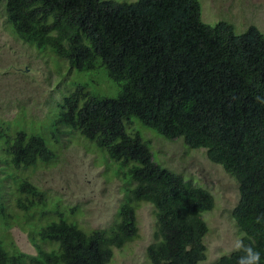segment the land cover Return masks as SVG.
Masks as SVG:
<instances>
[{
    "label": "trees",
    "instance_id": "16d2710c",
    "mask_svg": "<svg viewBox=\"0 0 264 264\" xmlns=\"http://www.w3.org/2000/svg\"><path fill=\"white\" fill-rule=\"evenodd\" d=\"M5 1L23 42L51 49L79 73H105L119 92L112 98L76 85L49 134L7 136L1 162L19 171L52 162L63 133L77 132L132 187L111 227L86 231L58 206L46 212L40 188L17 179L15 206L37 254L0 238V264H109L115 248L139 237L136 211L143 202L157 218V241L147 250L152 264L205 260L202 215L214 208L213 196L157 164L149 143L128 132L134 119L169 141L182 138L191 150L205 149L236 180L240 198L232 217L241 246L216 264H238L245 246L258 250L264 264V34L204 23L199 0ZM37 216L40 224L33 225ZM11 217L0 193V219L8 225Z\"/></svg>",
    "mask_w": 264,
    "mask_h": 264
},
{
    "label": "rangeland",
    "instance_id": "374dc122",
    "mask_svg": "<svg viewBox=\"0 0 264 264\" xmlns=\"http://www.w3.org/2000/svg\"><path fill=\"white\" fill-rule=\"evenodd\" d=\"M131 4L138 0H108ZM202 21L210 26L229 23L237 34L256 28L264 34V0H199ZM94 76L71 69L51 49H38L23 42L8 18L7 4L0 3V193L12 217L6 225L0 219V238L10 239L19 251L34 256L36 251L24 231V213L15 206L17 179L24 177L47 198V211L58 206L74 217L86 231L108 229L117 219L121 204L131 188L124 171L107 163L100 149L77 132H64L55 148L56 158L24 171L1 162L5 139L17 132L49 134V124L59 104L76 85H87L95 93L116 97L119 88L105 73ZM149 143L154 160L162 168L193 185L203 187L214 198V208L202 215L208 226L204 239L206 258L199 264H216L241 246L240 232L232 213L239 203L236 180L208 160L205 149L191 150L182 138L169 141L137 119L128 127ZM3 134V137L1 136ZM49 137V136H48ZM49 215L48 218H52ZM35 217L33 225L40 224ZM138 238L115 248L109 264H152L147 250L157 241V218L150 203L136 211Z\"/></svg>",
    "mask_w": 264,
    "mask_h": 264
},
{
    "label": "clouds",
    "instance_id": "9594fccd",
    "mask_svg": "<svg viewBox=\"0 0 264 264\" xmlns=\"http://www.w3.org/2000/svg\"><path fill=\"white\" fill-rule=\"evenodd\" d=\"M244 254L240 256L238 264H259L261 253L252 246H245Z\"/></svg>",
    "mask_w": 264,
    "mask_h": 264
}]
</instances>
